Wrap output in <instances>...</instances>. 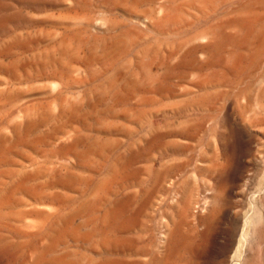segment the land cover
Here are the masks:
<instances>
[{
  "label": "rangeland",
  "instance_id": "rangeland-1",
  "mask_svg": "<svg viewBox=\"0 0 264 264\" xmlns=\"http://www.w3.org/2000/svg\"><path fill=\"white\" fill-rule=\"evenodd\" d=\"M260 187L264 0H0V264H264Z\"/></svg>",
  "mask_w": 264,
  "mask_h": 264
},
{
  "label": "bare ground",
  "instance_id": "bare-ground-1",
  "mask_svg": "<svg viewBox=\"0 0 264 264\" xmlns=\"http://www.w3.org/2000/svg\"><path fill=\"white\" fill-rule=\"evenodd\" d=\"M254 114V113H253ZM258 118V117H257ZM259 186H261L259 183H258ZM257 185V186H258ZM258 186V187H259ZM264 189L262 187L258 188L257 190V194L260 193L261 191H263ZM263 193V192H262ZM256 194V195H257ZM264 194V193H263ZM252 195V194H251ZM253 196V195H252ZM255 196V195H254ZM250 197V196H249ZM254 198V197H253ZM254 200V199H253ZM257 203V202H256ZM250 207H251V212L250 213H246L244 216H243V222H242V227H241V230H240V233H239V239L237 240L236 242V247H235V251H234V255L236 256V259H238L240 256V250L243 246V244H247V239L249 240L248 236L250 235L249 233V229L253 224L254 221H257L260 217H261V212L259 210V208L256 207V204L255 203H252L250 204ZM117 211V210H116ZM260 221V220H259ZM255 223V222H254ZM252 229V228H251ZM231 230V229H230ZM229 230V231H230ZM233 231V230H231ZM234 232H231L227 235V239H226V242L225 244L223 245L222 249H221V252H226V250L232 245L233 241H234ZM177 241V240H176ZM173 243V242H172ZM235 243V242H234ZM245 246V245H244ZM231 248V247H230ZM229 251V249H228ZM244 251V250H243ZM242 251V252H243ZM227 253V252H226ZM241 261V259H240ZM225 264V263H223Z\"/></svg>",
  "mask_w": 264,
  "mask_h": 264
}]
</instances>
